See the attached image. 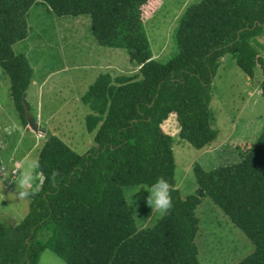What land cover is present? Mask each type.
<instances>
[{
    "label": "trees",
    "instance_id": "1",
    "mask_svg": "<svg viewBox=\"0 0 264 264\" xmlns=\"http://www.w3.org/2000/svg\"><path fill=\"white\" fill-rule=\"evenodd\" d=\"M157 0H0V68L23 128L31 116L26 92L33 68L13 46L28 34L27 13L43 4L57 17L88 15L96 42L127 52L133 76H97L81 102L89 109L94 145L78 154L53 135L36 161V191L26 216L0 222V264H37L50 249L66 264H201L196 209L207 197L254 245L237 264H264V128L237 162L193 167L195 192L182 198L175 182L173 138L161 125L175 114L178 136L201 150L217 137L212 127L213 80L230 56L249 78L264 58L253 46L264 28V0H200L188 6L175 34L177 53L153 59L143 21ZM0 171L2 164L0 161ZM163 176L173 207L151 227L138 228L124 195ZM49 237L39 240V233Z\"/></svg>",
    "mask_w": 264,
    "mask_h": 264
},
{
    "label": "rangeland",
    "instance_id": "2",
    "mask_svg": "<svg viewBox=\"0 0 264 264\" xmlns=\"http://www.w3.org/2000/svg\"><path fill=\"white\" fill-rule=\"evenodd\" d=\"M199 1L157 0L154 11L143 21L153 59L165 63L177 53L175 34L179 20L188 6ZM26 19L27 38L16 43L13 50L26 56L35 77L54 74L61 68L65 73L54 75L39 94L37 88H33L39 87V82L28 89L29 113L37 127L25 129L10 98L7 76L0 68V222L18 223L28 213V195L37 188L38 152L47 135L56 136L78 154L86 153L94 145V133L87 132L85 127L89 109L79 100L97 76L105 72L133 76L139 70L130 62L125 50L102 47L96 42L88 15L57 17L48 12L46 5L37 4L29 9ZM252 44L264 58V28ZM261 79L259 68L251 79L230 56L222 59L213 80L210 104L212 127L217 137L201 150L179 138L175 114L163 123L173 138L175 182L182 198L193 194L197 188L194 165L208 171L237 162L242 150L261 133L264 128ZM29 165L33 178L25 189L26 195L19 197L21 189L16 178ZM141 186L147 188L129 186L124 189V195L136 226L146 228L153 226L163 214L152 212L147 203L149 193L144 188L139 190ZM196 216L199 229L195 242L201 264H237L253 252L252 242L207 197L202 198ZM48 237L49 233L44 230L38 239L43 241ZM37 264L66 263L50 249H45Z\"/></svg>",
    "mask_w": 264,
    "mask_h": 264
},
{
    "label": "clouds",
    "instance_id": "3",
    "mask_svg": "<svg viewBox=\"0 0 264 264\" xmlns=\"http://www.w3.org/2000/svg\"><path fill=\"white\" fill-rule=\"evenodd\" d=\"M31 166H26L17 176L16 183L21 189L18 192L19 197H24L26 195L25 189L30 186L32 181ZM149 193L147 197V203L151 206L152 212H159L160 214H166L174 205L173 198L171 195V185L163 176L157 177L154 182L145 188L141 186ZM138 190V191H139ZM136 191L135 193H137Z\"/></svg>",
    "mask_w": 264,
    "mask_h": 264
},
{
    "label": "crops",
    "instance_id": "4",
    "mask_svg": "<svg viewBox=\"0 0 264 264\" xmlns=\"http://www.w3.org/2000/svg\"><path fill=\"white\" fill-rule=\"evenodd\" d=\"M59 72H63V73H65V71H63V69L61 68L60 70H58V71H55L54 72V74H53V72H49V73H47L46 75H44L43 77H35L34 76V73H33V78H32V81H31V84L29 85V88H31V86H32V84H35V82H39V87H33L34 89L35 88H37L36 90H38L37 91V93L39 94V93H41V91L43 90V88L46 86V84L49 82L50 83V81L52 80V78H54L53 76L54 75H57ZM42 76V75H41ZM68 82V84H69V81H67ZM28 88V89H29ZM34 93H36V92H34ZM27 96H28V90H27V92H26V101L28 102V100H27ZM80 98H81V96H80ZM79 97H78V100L80 99ZM38 101L39 100H37V103H36V106H38ZM79 102H81L80 100H79ZM28 104H30V103H28ZM38 110H39V107L37 108ZM38 114V113H37ZM39 116V115H38ZM170 116H173V114H171ZM170 116H169V118H170ZM168 118V119H169ZM36 119V118H35ZM40 119H41V116H40ZM168 119L166 120V121H164V123H166L167 121H168ZM178 124V123H177ZM165 124H163V125H161V128H162V130L165 132V133H167L168 134V132L166 131V129H165V126H164ZM43 133H45V129L43 130ZM16 164H18V163H16Z\"/></svg>",
    "mask_w": 264,
    "mask_h": 264
},
{
    "label": "water",
    "instance_id": "5",
    "mask_svg": "<svg viewBox=\"0 0 264 264\" xmlns=\"http://www.w3.org/2000/svg\"><path fill=\"white\" fill-rule=\"evenodd\" d=\"M30 125L33 127V129H36L37 125L34 123V120L31 118L30 119Z\"/></svg>",
    "mask_w": 264,
    "mask_h": 264
}]
</instances>
